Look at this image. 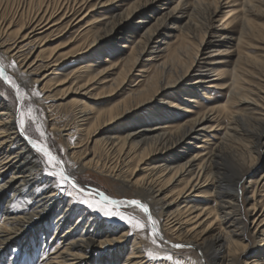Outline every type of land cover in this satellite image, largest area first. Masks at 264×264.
Instances as JSON below:
<instances>
[{"label":"bare ground","instance_id":"1","mask_svg":"<svg viewBox=\"0 0 264 264\" xmlns=\"http://www.w3.org/2000/svg\"><path fill=\"white\" fill-rule=\"evenodd\" d=\"M7 1L12 2L11 7L17 5L12 19L0 20V63L10 75L2 57L9 62L19 77L11 74L18 87L43 82L42 94L68 82L76 80L77 84L85 73L96 69V63L90 62L72 76H63L65 73L56 70L60 58L53 53L43 54L47 34L55 27L64 25L65 32L73 30L95 8L105 7L89 29L78 33L88 35L76 51L83 60L119 34H140L130 41V53L120 57L118 81L94 76L76 89L82 96L75 102V125L87 133V143L93 144L78 156L74 148L83 141L68 146L74 150L67 158L52 151L44 119L34 112L31 117L42 140L21 133L20 116L0 93V264H19L25 254L33 259L34 246L41 250L37 264H117L119 260L121 264H178L175 259L163 257L161 249L180 253V248L196 252L204 264H264V197H259L264 173L255 178L256 165L264 154V46L260 47V57L250 56L245 49L252 48L250 40L260 38L264 42V27L255 18L261 15L260 10L264 11V0H135L124 8L121 0ZM222 12L229 17L222 26H214ZM137 17L141 19L134 26ZM151 18L152 26L142 31L146 26L143 23ZM173 30L182 34L180 43L162 58L166 49L161 42ZM230 33L236 41V57L228 65L227 82L222 84L228 92L221 106L228 118L224 140L206 147L205 138L200 145L204 153H189L191 143L208 131L206 123L213 120L210 111L218 107L196 116L182 117L180 112H193L191 104L197 102L198 94L195 89L205 86V82L217 85L210 77L214 72L220 74L218 62L222 63L223 57L218 56L231 54L230 40H224ZM130 37L132 40L133 35ZM145 55L152 60L148 64L142 60ZM140 62L139 71L148 72L140 74L143 79L133 76ZM102 84L100 91H91ZM169 88L174 91L157 97L161 90ZM178 88L192 94L190 105L183 104V97L175 94ZM118 89L127 90L126 96L111 107L91 106L94 100L113 95ZM49 98L45 96L44 100L48 102ZM141 107L150 110L148 116L134 114L130 117L133 122L114 126L117 120ZM70 136L66 132L61 138L67 142ZM33 141L46 145L63 163L55 169L48 166L47 158L35 150ZM99 148L108 160L96 157ZM61 168L68 176L63 187L50 174ZM92 168L105 173L107 180L113 179L123 194L131 195L122 204L135 210L147 224L148 241L138 232L127 247L123 244L130 236L127 230L115 237L118 226L107 223L80 202L92 195L77 192L74 181L78 174ZM247 177L250 194L245 204L243 200L239 202L238 189ZM209 184L210 190L197 194H214L213 204L206 206L192 193ZM8 189L12 192L6 198ZM105 197L100 195L98 202ZM134 199L149 205L157 221L155 228L148 214L129 203ZM251 236L260 243L255 245Z\"/></svg>","mask_w":264,"mask_h":264},{"label":"rangeland","instance_id":"2","mask_svg":"<svg viewBox=\"0 0 264 264\" xmlns=\"http://www.w3.org/2000/svg\"><path fill=\"white\" fill-rule=\"evenodd\" d=\"M135 0H121V6L124 8L128 4L132 3ZM1 2V0H0ZM226 2V1H225ZM224 2V3H225ZM6 3L9 4L7 7ZM16 3V2H15ZM14 3V4H15ZM120 3V2H116ZM13 4L12 2H8L7 0L2 1L1 8H0V20L3 17H7L8 19H12V14H13V8L17 4H15L13 7H11ZM7 7V8H6ZM105 7H97L95 10L91 13L88 18L81 23L80 27H75L73 30H70L68 32L64 31V25L57 26L54 28L53 32H48L47 36V41L46 45L44 46L45 50L43 54L45 56L53 53L56 54L60 58L59 64L56 65V70H61L63 73V76H70L73 75V72L76 69H81L83 65H86L87 63L94 62L96 63L95 67L96 69L85 73L82 77L81 80H79V83L76 84V80L73 84L71 82L60 85L59 88H56L53 91H46L44 94L41 93V87L43 85L42 83H38L37 85L33 83H28L27 85H19L18 89L13 87L12 84H10L8 81L4 80L3 77H0V93H2L3 97L5 100L10 102L13 105V108L17 111L18 115L21 118V113H23V118L25 120V133L31 137L34 140H42L41 138V133L38 131V128L36 124L34 123V120L32 119V112L38 114V116L41 119H44L46 128L48 129V133L50 134L49 137L47 138V144L50 147L52 151L55 153L59 154L62 158H67L70 156V152L75 150V154L78 156L81 153H83L88 147H92V143H87V133L85 131H79L78 128L76 127V105L75 102L78 99H81L82 94H79L78 90H76L81 83L86 81L88 78L94 77V79H99V77H102V75L105 77L104 80L106 81H112L114 79H117L120 71L122 69V65L120 62V57L124 55H128L130 53V47L134 39L139 36V34L136 32L135 34L129 33L127 36L124 35H117L115 39H113L111 42H104L103 44H100L98 47L99 49H95L99 51L98 53H94L93 56L86 57V60H83L81 58L82 54H78L76 51L79 47V45L87 38V36L84 37L83 34L78 35L80 29H89L92 26V21L96 19V17L100 16L104 12ZM115 10V9H114ZM116 11V10H115ZM117 11H120L117 10ZM261 15L260 16H254L256 18V21L258 20L259 24L263 25L264 27V11L260 10ZM229 16H227L226 12H222L220 15V18L216 19L213 23L214 26H222L223 22H226V19ZM99 19V18H98ZM141 17H137L135 19V23H133L134 26H137V23ZM148 21V19H147ZM154 23V19L151 18L149 22H144L143 25L145 26L143 30L146 28L152 26ZM179 26L183 24L177 23ZM177 25V26H178ZM230 30V31H229ZM229 30H223V31H229L232 32V28H229ZM84 32V31H83ZM82 32V33H83ZM234 32V31H233ZM1 33V31H0ZM264 33V32H263ZM231 34L227 38H224L225 41H229V48H230V53L229 56L225 52L223 53L222 56L223 62H218L219 63V68L218 71L220 74L214 72L212 73L210 80L217 81V85H210V82L206 83L205 86H202L199 88V90L195 89L197 91V96L195 99L197 102H193V105L191 107V110L193 112H185L182 111L180 112V115L182 117L185 116H196L197 114L203 113L205 110H209L212 107H218L214 109L213 112L210 111V117L213 118L212 121L206 123V127L208 128V131L203 132L202 135L199 136V138L195 139L191 143V149L189 150V153H195V152H200L204 153L206 150L204 147H201L200 145H205L206 147H210L212 145H215L216 143H220V141L224 140V132L225 128L228 123V118L226 113L224 112V109L221 108V106L226 102L228 98V92L227 88L224 87L222 84L227 82L228 79V74L226 73L229 68V63L230 61L234 60L236 55H235V47L234 45L236 44V41L234 38L231 37ZM132 40L131 37L132 36ZM182 34L179 33L178 30H173V32L168 35L165 39H163V42H161L162 47L166 49L165 51L162 52L160 57H165L166 52L174 50L180 43ZM125 37V38H124ZM249 45L252 48H245L248 50L249 55L253 57H260V47L264 46V42L260 41V38L255 39V40H250ZM125 45V46H124ZM128 45V46H126ZM247 47V46H246ZM259 47V48H258ZM40 51V49L37 50L36 54ZM158 54V53H157ZM160 59V58H159ZM157 59L156 61H158ZM143 61H146V63H150L152 60L147 59V56H143ZM229 60V61H228ZM2 61L4 64L8 67H6L10 73L14 76H16L18 79L19 77L17 76V73L10 67L9 62L2 57ZM154 61V60H153ZM228 61V62H227ZM141 66L136 67L134 69V74L133 76H139L140 74L145 75L148 72L146 71H139L140 68H142V62ZM55 71V70H54ZM104 71V72H102ZM101 72V73H100ZM103 73V74H102ZM7 74L9 77H11L12 81L15 82L16 80L12 75ZM140 78L143 79V76L140 75ZM72 79V78H70ZM117 79L116 81H118ZM121 80V79H120ZM136 83V82H134ZM133 83V84H134ZM185 83V82H184ZM104 84L96 86V88L91 89V91H100L103 89ZM194 86L197 84H193ZM192 86V85H191ZM182 89L178 88L176 95H181L183 97V100L181 99V102L185 105H190L188 104V100H190V96L192 95L190 92H180ZM84 91V90H83ZM119 91V92H118ZM127 90H115V94L113 95H103L102 97L94 100L95 103H92L91 106H94L95 108L98 109H107L117 103L118 101L122 100L126 95L125 92ZM174 90L172 89H165L161 90V92L157 95V97H161L166 95L167 93H172ZM110 93V92H108ZM190 93V94H189ZM49 95V101H45L44 98L45 96ZM145 107H141L137 110H134V112H131L127 117L121 118L117 120L114 123V126L116 125H123L125 123H130L133 122L132 118L130 117H135L134 114H140V115H149L150 110H145ZM34 110V111H33ZM31 113V114H30ZM151 114V113H150ZM209 125H213V127H209ZM74 129V130H73ZM69 132L71 133V136L68 138V141H64L61 136L62 134ZM205 135V136H204ZM209 135V136H207ZM208 138L206 142L202 141L203 139ZM83 141L81 143V146L78 148H71L69 149L68 146L71 145H76L75 143ZM226 144V141H224ZM261 144L264 145V134L261 138ZM88 151H90L88 149ZM96 157L97 158H102V160H108L107 156L105 155V152L99 148L95 151ZM41 154V153H40ZM64 155V156H63ZM66 155V156H65ZM42 156V154H41ZM92 156V155H91ZM43 157V156H42ZM45 158V157H43ZM222 161V160H221ZM226 164L228 162L222 161ZM257 168V173L255 178H260V176L264 173V154L261 156V158L258 160V163L256 165ZM227 172V171H226ZM229 173V172H228ZM10 175L7 174L5 176L8 177ZM105 173H100L97 169H89L88 172L83 173V174H78L77 179L74 181L75 185H78V188L75 190L77 192H82L85 195H92L90 199H88L90 202H96L99 204H105V202H98L100 199L99 196L105 194L106 197L109 198V200H114L113 198H117L118 201H120L119 205H106L109 207L111 210H115L117 212H120L124 214L125 216L129 218H137L139 219L142 223H144L145 227L143 229L140 228H133L131 224L126 223L125 221H122L118 218L115 217H106L104 216L101 212L95 210L92 208V210L102 217L106 219L107 223L111 224H116L118 227L116 230H114V236L118 237L122 232L127 230L129 232V239L126 240V242H123V244L127 245V247H130L132 244V240L135 236V234H138V232L141 233L143 236V239L145 241H148L150 239V232L146 230L147 224L143 222L141 219V216L133 209L129 208L130 206L128 205H123L124 200L130 199L131 195L130 194H123V189L119 187L117 183H113V179H108L105 176ZM250 177H247L243 180L242 184L239 186L241 196L239 197V202L240 200L245 201V204L248 203L246 200V196H248L250 191L248 185V180ZM260 185V192H259V197H264V179H262L259 182ZM210 190V184L205 185L201 187L200 189L196 190L195 192L192 193L193 197L195 200H198L200 203H205L206 206H211L213 204L214 200V194L211 193H202L200 196H197L199 191L201 190ZM12 192V189L7 190V195L10 197V194ZM129 197V198H128ZM6 198L3 199L6 200ZM264 201V198L262 199ZM123 203V204H122ZM250 218V216H249ZM111 226V225H110ZM251 239L253 240L254 244L257 245L258 242H255L253 236H251ZM40 245V242L39 244ZM33 247V246H31ZM258 247V246H257ZM256 248V247H255ZM51 247L47 249L49 251ZM102 249V248H101ZM178 249V248H177ZM11 250L14 251V245L11 246ZM162 256L163 257H169L171 259L177 260L178 264H204V259L200 257L199 254L194 252L193 250H187L185 248H180L179 250H182V252L178 253L175 252L177 251L176 249H161ZM34 251L36 256L32 259L30 256L27 254L21 256L19 264H34L39 261V257L41 255V250L39 249V246H34ZM91 264V263H90ZM117 264H121V260L117 261Z\"/></svg>","mask_w":264,"mask_h":264},{"label":"snow or ice","instance_id":"3","mask_svg":"<svg viewBox=\"0 0 264 264\" xmlns=\"http://www.w3.org/2000/svg\"><path fill=\"white\" fill-rule=\"evenodd\" d=\"M0 77H3L4 80L8 81L10 84L13 85V87L18 89V86L15 84L14 81H12L11 77H9L4 69V66L2 63H0ZM23 113H21V120H20V131L21 133H24L26 131L25 129V120L23 118ZM33 146L35 147V150L38 153H41L43 157L47 158L46 159V164L48 166H51L53 169L59 167L63 161L59 159L57 156L53 155L52 151L49 150V148L46 145H41L37 143L36 141H33ZM54 178L56 179V182L63 187V185L68 182V176L64 174V170L61 168L59 172H51L50 173ZM105 204H99L96 202H90L88 199H83L82 203L88 205V207L93 208L99 212H101L104 216L106 217H115L118 218L122 221H125L128 224H131L133 228H140L143 229L145 227L144 223H142L139 219L137 218H129L125 216L124 214L117 212L115 210H111L109 207L106 205H112L115 206L120 203V201H115V200H109L108 197L104 198ZM130 204L137 206L139 209H141L144 213L148 214L147 219L148 221L152 224L153 228H155V225L157 221L153 220L152 215L150 213L149 205L147 203H142L140 200H131L129 201ZM177 247H182V245H177Z\"/></svg>","mask_w":264,"mask_h":264}]
</instances>
